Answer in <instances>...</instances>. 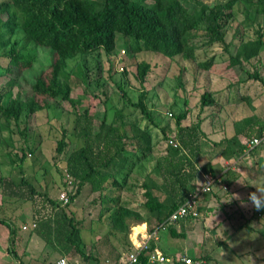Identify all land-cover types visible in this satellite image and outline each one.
<instances>
[{"label": "rangeland", "instance_id": "rangeland-1", "mask_svg": "<svg viewBox=\"0 0 264 264\" xmlns=\"http://www.w3.org/2000/svg\"><path fill=\"white\" fill-rule=\"evenodd\" d=\"M4 1L7 0H0V3ZM197 1L213 6L226 0ZM145 3L151 4V1L145 0ZM236 9L237 16L227 28L226 34V40L230 42L228 52L233 55L241 36L244 41L254 39L257 29H264V17H252L255 24L243 28L240 24L243 21L241 8ZM12 39L18 42V48L23 49L25 55L27 53L32 57L31 67L36 64L39 74L50 63L51 60L44 55L37 57L33 43L25 39L21 31H17ZM130 43V39L117 35L112 54L99 52L68 62L73 82L70 98L74 107L66 102H52L48 110L22 114L17 120L6 119L0 113V177L10 178L16 183L25 178L39 194L34 205L22 200L8 202L0 192V220L4 221L0 222V264H46L59 257L79 264H96L83 261L76 247L85 255L103 260L111 246L121 250L125 244V235L115 231L114 235H109V244L99 247L101 249L97 251L95 245L110 231L105 217L99 218V194L90 192L88 185L76 193V186L67 182L70 178L65 168L66 159L73 150L83 145V141L74 136V122L76 116L85 110H88L92 118L94 133L100 131L101 124H110L115 112L122 109L126 123L135 124L151 135L152 153L132 167L125 188L119 192L121 201L143 217L148 215L143 206L146 199L142 185L144 182L154 183L159 180L155 172L156 158L163 155L168 140L175 143V116L187 111V117L181 121V125L191 126L200 121V129L211 142L232 137L246 118L253 117L264 124V48L258 58L243 63L240 69L229 66V55L224 53L221 46L198 51L197 59L191 61L180 56L167 59L161 54L146 51L134 55L128 50ZM7 49L5 47L0 50L1 107H6L13 99L24 102L30 96L31 83L21 79L25 69L21 72L13 69L9 74L2 72L8 62L2 54ZM212 56L215 57V63L210 69L200 70L197 64ZM140 61L149 63L151 67L142 85L136 79L135 64ZM83 65L87 68V82L83 77ZM254 72L261 80L249 78ZM205 89L215 94L216 103L202 109L199 98ZM141 93L145 94L143 101L152 121L132 106ZM243 97H248L250 102L243 100ZM61 139L64 147L62 153H57L56 146ZM126 150V156L134 152L129 141ZM23 154L30 156L21 161ZM260 155V175L254 179L259 182V187L264 186V148L254 151L251 157L248 154L228 159L231 173L235 174L234 169L239 167L243 179L249 178L255 172V161ZM225 162L222 157L213 160L217 176L225 170ZM206 164L207 160L202 158L199 167L205 166L207 169ZM204 177L209 176L201 174L199 185L205 182ZM224 178L227 179V176ZM118 179L122 180V176L119 175ZM217 185L221 188L224 183ZM219 187L214 185L211 191L216 196ZM242 190L247 192L245 188ZM230 191L221 194L230 195L226 198L227 202L225 199L217 201L220 196L216 199L215 194H205L212 206V215L202 220L199 214L196 220L185 226V230L178 226L177 231L185 233L184 239L171 238L168 231L161 232L157 245L161 246L167 256L210 255L213 261L210 260L208 264H264V215L259 214L255 208L251 209V205L247 210L240 200L235 201L236 205L232 203L236 199L231 193L241 190L233 187ZM69 193L74 195L70 203ZM61 195L67 198L68 204L60 201ZM42 197L46 201L45 205L42 204ZM46 199L55 204H49ZM35 209L39 211L38 214ZM69 218L73 219L77 234H72L73 227L68 224ZM244 223L250 230L237 228ZM7 224L16 232L14 244H11L12 236ZM137 228L146 230V225L141 224ZM132 232L127 239L130 240Z\"/></svg>", "mask_w": 264, "mask_h": 264}, {"label": "trees", "instance_id": "trees-1", "mask_svg": "<svg viewBox=\"0 0 264 264\" xmlns=\"http://www.w3.org/2000/svg\"><path fill=\"white\" fill-rule=\"evenodd\" d=\"M150 1L151 4H146L145 0H7L0 3V50L8 47L2 54L8 60L7 66L2 69L4 74L13 72V69L21 72L30 68L33 62L32 57L27 53L25 55L23 49L18 48V42L12 39L17 31H21L24 38L34 45L51 51L50 63L29 87V98L24 102L13 99L6 107L0 106L1 115L6 119L17 120L22 114L48 110L52 102H66L74 107L70 98L73 82L68 62L99 52L112 54L117 35L131 40L128 47L131 54L154 52L167 59L180 56L185 60L195 61L198 51L221 46L224 53L229 55V66L240 69L243 63L258 58L264 48L262 27L257 29L254 39L244 41L241 36L234 55L229 54L230 42L226 40L227 28L237 16L236 8L240 7L243 15L241 26L250 27L255 24L253 18L264 17V0H226L213 6L197 0ZM214 58L212 56L207 61L199 62L198 68L209 70L215 63ZM135 65L136 79L142 85L151 67L145 61ZM83 69V77L87 82L85 65ZM249 78L261 80L255 72ZM144 98L145 94L141 93L132 106L152 121ZM242 99L250 102L248 97ZM215 103V94L205 89L199 98L200 108L211 107ZM123 116V110H117L113 121L107 125L101 124L102 129L98 133L93 132L88 110L75 118L73 133L83 141V145L73 150L66 159L65 168L70 178L67 182L76 186V193L81 187L88 185L90 192L99 194V218L105 217L110 231L100 239V245H95L97 251H100L99 247L109 244L108 238L109 235H114L113 232L125 235L122 249L111 246L103 260L85 255L76 247L85 262L104 264L108 260L114 263L121 254L130 252L132 245L127 237L132 230L145 224L146 231L152 232L166 223L169 216L185 203L189 194H194L200 186L201 174L217 177L213 164L215 158L222 157L227 161L241 157L245 142L260 136L264 131V124L260 120L249 117L242 121L243 125L237 128L232 137L211 142L200 129V121L191 126L181 125V121L187 117V111L175 116V143H170L172 140L167 139L165 152L156 158L155 172L159 180L154 183L144 182L142 185L146 199L143 206L148 215L143 217L121 201L119 192L125 188L126 178L132 167L152 153V139L147 131L135 124L126 123ZM127 141L134 149L129 156L125 155ZM63 147L64 141L61 139L57 143L56 152L62 153ZM28 155H21L20 160ZM202 158L207 160V169L205 166L199 167ZM119 175L122 180L118 179ZM0 192L8 202L22 200L34 205L39 196L35 187L25 178L16 183L10 178L0 177ZM68 197L70 203L74 195L69 193ZM42 198L44 204L46 201ZM46 200L49 204H55L54 201ZM199 207L198 203V217ZM35 213L38 214L39 211L35 209ZM197 218L189 216L168 225L169 236L184 239L185 233L178 232L177 227L185 230V226ZM68 224L73 227L72 234H77L72 218H69ZM7 226L12 236L11 244H14L16 232L9 224ZM239 228L250 230L246 223ZM71 243L74 244V241ZM193 258L203 262L205 260L204 264L213 261L210 255ZM139 262L148 264L147 254L141 253Z\"/></svg>", "mask_w": 264, "mask_h": 264}, {"label": "built area", "instance_id": "built-area-1", "mask_svg": "<svg viewBox=\"0 0 264 264\" xmlns=\"http://www.w3.org/2000/svg\"><path fill=\"white\" fill-rule=\"evenodd\" d=\"M174 146L176 145L174 144ZM261 146H264V131L260 136L254 137L245 142L242 156L250 154L251 151ZM204 178H206L204 180L205 182L196 189L194 194H189L188 199L185 201V203L179 206L178 209L169 216L166 223L161 224L152 232H148L146 230H141L138 228L135 229L130 237L132 250L130 252L121 254L116 262L110 263L107 260L104 264H140L139 255L141 253L147 254L148 264H204L202 260H197L188 255H180L175 257L167 256L166 254L159 251L157 245L160 233L167 231L168 225L174 223L179 219L189 216L192 218H197V206L200 197L207 193H210L214 185L221 184L222 182L220 176H217L215 178ZM60 201L63 204H66L68 202L67 198H65L64 195H61ZM61 261H65V264H79L76 261L72 262L67 260L66 258H59L51 264H61Z\"/></svg>", "mask_w": 264, "mask_h": 264}, {"label": "crops", "instance_id": "crops-1", "mask_svg": "<svg viewBox=\"0 0 264 264\" xmlns=\"http://www.w3.org/2000/svg\"><path fill=\"white\" fill-rule=\"evenodd\" d=\"M259 148H262L263 149L264 146H261ZM259 148H257V149H259ZM257 149H255L254 151H256ZM253 152L249 154L250 157L253 154ZM261 158H262V156L260 155L257 158V160L255 161L256 166H257V167H255V170H254L255 172L252 171L253 174L251 176H249V178H245V179H243V176L241 175V172L242 171L240 170L239 167L237 169H234L235 170L234 171L235 174L234 173H231V167H230V165H228V163L226 161L225 163L227 165H225L226 166L225 167V170L221 173L223 175L222 176V182L221 183H224V185L221 188L219 187L220 185H216L217 187H219V188H217V189H219V191H218L219 193L217 192L218 193L217 195L220 196V198L218 196H216L215 193H213V194H215L216 199L219 198L217 201H220L221 202L224 199L226 201V198H228L230 196V195L226 194V195H222L223 196L222 197L221 194H223L222 193L223 191H226V193H228V192L230 193L231 192L230 191L231 188L232 189H233V187L234 188H238V189L241 190L240 192H236L234 194L231 193V195L234 196V198L236 199L232 203H234L236 205V202L235 201L240 200L239 202L240 203L243 202L244 207L248 210L249 209V205H251L250 202L248 201V194L251 193V192H255V188L259 187V182L257 180H255L254 177L256 178L257 175H260V173H259L260 171H258V168H259L258 163H260L259 161L261 160ZM228 174L230 175V177H228L229 176ZM219 176H221V175H219ZM224 176L225 177L227 176V179H225ZM223 178L225 180L224 182H223ZM230 178H232L231 179L232 181L229 180ZM243 188H245V190H247L246 193L243 192V190H242ZM243 195H244V197H243ZM199 206H200L199 209H200V217H201V219L202 218L204 219L205 216L212 215L211 214L212 213V210H211V207L212 206H211V204L208 201V196L207 195H203V196L200 197ZM223 206H225V205L223 204L222 207ZM251 209H254V208L251 206ZM259 214H263L264 215V209L259 210ZM258 225H259V223H258ZM240 226H238L237 228H239ZM252 229H253V227H252ZM225 234H227V233L225 232ZM158 249H159L160 252L166 254L161 249V246L160 245L158 246ZM184 254H186V252H184ZM172 256H178V255H172ZM210 257L212 258V256H210Z\"/></svg>", "mask_w": 264, "mask_h": 264}, {"label": "clouds", "instance_id": "clouds-1", "mask_svg": "<svg viewBox=\"0 0 264 264\" xmlns=\"http://www.w3.org/2000/svg\"><path fill=\"white\" fill-rule=\"evenodd\" d=\"M35 48L37 57L39 58L41 55L47 57V59L51 60V52L50 50H46L43 46L32 45ZM37 65L33 64L31 68L25 69L24 72L21 74L22 80H27L29 83L34 84L36 82V77L38 75ZM255 192H251L248 194V201L250 202L251 206L256 210L264 209V186L255 188ZM61 264H65V261H61Z\"/></svg>", "mask_w": 264, "mask_h": 264}]
</instances>
